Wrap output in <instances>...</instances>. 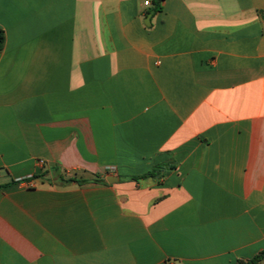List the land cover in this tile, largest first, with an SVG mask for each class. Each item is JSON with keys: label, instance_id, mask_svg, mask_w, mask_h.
Wrapping results in <instances>:
<instances>
[{"label": "crops", "instance_id": "1", "mask_svg": "<svg viewBox=\"0 0 264 264\" xmlns=\"http://www.w3.org/2000/svg\"><path fill=\"white\" fill-rule=\"evenodd\" d=\"M144 2L0 0V264L264 250V0Z\"/></svg>", "mask_w": 264, "mask_h": 264}, {"label": "trees", "instance_id": "2", "mask_svg": "<svg viewBox=\"0 0 264 264\" xmlns=\"http://www.w3.org/2000/svg\"><path fill=\"white\" fill-rule=\"evenodd\" d=\"M162 0H155V4L157 7H159V4ZM3 44H4V35L3 33L0 31V49H2L3 47ZM149 176H154V174L152 172L148 173V174H145L143 176H140V177H132L131 179L132 180H138V179H141V178H145V177H149ZM67 181H76L78 183H85V182H88L90 180H75V179H70V180H67ZM92 181H95V182H103L105 183V181L103 179H100L99 176H96V178H94ZM1 188V186H0ZM262 260H264V250L261 251L260 253H258L257 255H255L252 259L248 260V261H243V260H239L236 264H258L259 262H261Z\"/></svg>", "mask_w": 264, "mask_h": 264}, {"label": "built area", "instance_id": "3", "mask_svg": "<svg viewBox=\"0 0 264 264\" xmlns=\"http://www.w3.org/2000/svg\"><path fill=\"white\" fill-rule=\"evenodd\" d=\"M151 3H152V0H145V2H144V4L146 5V6H150L151 5ZM39 163H43V161L41 160ZM32 185H33V182H30Z\"/></svg>", "mask_w": 264, "mask_h": 264}, {"label": "water", "instance_id": "4", "mask_svg": "<svg viewBox=\"0 0 264 264\" xmlns=\"http://www.w3.org/2000/svg\"><path fill=\"white\" fill-rule=\"evenodd\" d=\"M116 180H117V178H116ZM107 182H108V183H112L113 181L110 180V179H107Z\"/></svg>", "mask_w": 264, "mask_h": 264}]
</instances>
